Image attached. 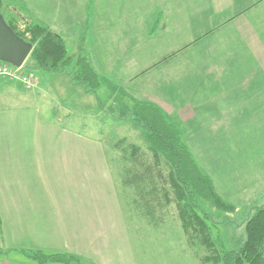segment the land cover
I'll use <instances>...</instances> for the list:
<instances>
[{"label": "crops", "instance_id": "obj_1", "mask_svg": "<svg viewBox=\"0 0 264 264\" xmlns=\"http://www.w3.org/2000/svg\"><path fill=\"white\" fill-rule=\"evenodd\" d=\"M6 1L21 4L28 15L61 36L73 58L83 53L99 76V91L108 86L104 74H113L117 67L123 74L125 59L127 63L134 62L127 54L140 52L138 43H142L144 53L148 49H165L161 57L146 58L158 60L150 61L147 68L145 65L136 78L164 72L166 82L176 85L177 91H189L188 96L178 92L184 106L178 112L181 120L211 124L208 130L223 139V147L214 154L221 156L209 157L211 172L216 176L209 177L217 193L233 205H264V0ZM90 36L94 39L89 40ZM161 44L164 47H158ZM136 58L143 56L138 54ZM112 60H117L116 65ZM234 60H247L250 66H232ZM31 73L26 72L36 80L31 89L0 79V250L6 251L3 264H24L17 259L8 263L13 252L39 264L25 255L29 251L96 261L89 259L85 238L89 234L87 220L92 202L83 194L90 169L87 155L96 152L69 145L72 133L63 125L72 122L78 109L96 105L94 112L105 110L97 105L99 94L86 93L84 86L73 80L72 68ZM132 74L122 80L130 83ZM63 91L64 105L56 97V92ZM158 102L166 106L162 100ZM61 122L63 127H58ZM57 131L60 139L64 133L68 135L65 145H57ZM103 155L100 150L102 168L96 165L90 170H106L108 183L118 186L119 150L107 160L110 167ZM82 170L86 171L83 177L79 173ZM95 180L93 184L99 185ZM225 187L234 194L226 193ZM118 192L109 191L110 200L113 209L121 213L123 225L126 222L127 234L135 235L134 244L137 215L147 222L148 231L160 228L151 226L137 210L134 195L131 201L127 199L126 210H121ZM104 209L100 206L96 212L99 218L104 217Z\"/></svg>", "mask_w": 264, "mask_h": 264}, {"label": "rangeland", "instance_id": "obj_2", "mask_svg": "<svg viewBox=\"0 0 264 264\" xmlns=\"http://www.w3.org/2000/svg\"><path fill=\"white\" fill-rule=\"evenodd\" d=\"M138 18L139 16L137 15L136 19ZM92 33L91 30L90 34ZM91 39H94V37L90 36L89 40ZM138 45L140 46L136 47L141 48L140 52L136 54L129 52L127 54L130 58L133 57L134 62L130 64L125 59V73L123 72L122 74L117 67L113 74H104L108 81V86H102L104 90L98 91L97 105H100L105 112H94L96 105L88 106L87 109L81 108L71 118L73 119L72 122H67L64 125L61 122L58 127L67 126L71 131L72 136L69 145L85 146L89 152H96V154L87 155L88 158L86 156V164H89L88 169L101 164L99 158L100 150H103L104 160L110 167L107 160L114 157L113 153L116 152L114 145L120 140L126 139L130 144H134L143 150L147 149V131L131 118L130 110L134 104H152L161 109L167 121L180 130L183 143L189 147L200 169L208 176L216 177L211 172L209 157L219 158L221 156V154H219L220 156L214 154H216V149L223 147V139L208 130L211 124L183 122L181 120L178 112L184 106L182 96H179V93L188 96L190 92L181 93L179 90L177 91L176 85L171 84L172 82H166L167 78L164 72H150L147 75L136 78L139 72L141 73L147 68L150 61L158 60V58L155 60L146 58H152L153 55L161 57L165 51V49L162 52H158V49H148L144 53L141 46L142 43H138ZM158 47H164V44ZM86 48L88 52V46ZM138 54L142 55L143 58H136ZM234 61L235 63L232 66H250L247 60ZM116 62L117 60H112L113 65H116ZM24 71L30 73L26 66H24ZM131 74L134 77L131 78L130 83L122 80ZM63 94L64 91L62 93L56 92L57 100L64 105L65 103L62 102ZM159 99L166 104L165 107L159 104ZM63 101L65 102V100ZM58 134L60 133L57 131V145H65V136L67 137L68 135L64 133L63 138L60 139ZM120 155L121 153L119 152V157ZM82 157L84 159L85 156ZM100 167L102 168L101 165ZM116 168L117 164L113 165V173ZM90 169L88 171L86 193L85 191L83 192V194L89 196V201L92 202L89 204L90 210H88L87 220L89 234L85 238L88 241L87 248L91 255L89 259L95 258L96 261L87 260L83 261L82 264H202L197 260L196 254L203 251L190 246L180 223L169 217L159 229L153 228L148 231L147 222L137 215L136 227L138 228L136 244H134L135 235L132 232L127 234V229L124 227V225L127 226L126 222L123 225V220H120L121 213L113 209V204L110 200V193H113V191L116 193L118 189V194L121 196H119L121 200L119 202L120 209L125 208L126 210L127 199L128 201L132 200L133 191L125 188L122 184L117 186L112 182L108 183L109 174H107L106 170L98 168L91 171ZM79 173L83 174V177L86 171L82 170ZM95 179H97L99 185L93 184L96 181ZM216 183H219V181H216ZM68 187L65 188V191H67ZM231 191L234 194V191L229 187L226 189V193ZM222 195L224 194L221 193ZM102 199L104 201L99 202ZM259 205V203H249V205L236 204L237 213L232 215L230 220L224 221L217 228H214L215 237L222 241L226 251L235 252L240 249L244 238L243 222L252 216L254 207ZM100 206L105 207L104 217L102 218H99L96 213L99 211ZM120 223L121 225H119ZM2 251L6 253V251ZM14 259L24 264H34L32 261L24 259L19 252H13L8 263ZM5 260L6 258H1L0 264L6 262Z\"/></svg>", "mask_w": 264, "mask_h": 264}, {"label": "trees", "instance_id": "obj_3", "mask_svg": "<svg viewBox=\"0 0 264 264\" xmlns=\"http://www.w3.org/2000/svg\"><path fill=\"white\" fill-rule=\"evenodd\" d=\"M0 13L16 35L33 46L25 63L30 73L25 72L56 73L72 68L73 80L83 85L86 93L98 94L99 76L83 53L73 58L65 40L28 15L17 2L0 0ZM130 116L146 129L147 149L126 139L114 146L121 153V184L133 191L136 208L148 223L161 227L167 217L179 222L188 244L203 251L196 254L202 264H264V205L254 207L252 216L243 222L240 249L226 251L215 237L214 228L230 220L238 208L219 196L213 180L183 143L180 130L167 121L161 109L152 104H134ZM24 253L39 264L83 263L70 254ZM4 255L0 250V259Z\"/></svg>", "mask_w": 264, "mask_h": 264}, {"label": "water", "instance_id": "obj_4", "mask_svg": "<svg viewBox=\"0 0 264 264\" xmlns=\"http://www.w3.org/2000/svg\"><path fill=\"white\" fill-rule=\"evenodd\" d=\"M32 50L33 46L19 38L0 13V63L24 67Z\"/></svg>", "mask_w": 264, "mask_h": 264}, {"label": "built area", "instance_id": "obj_5", "mask_svg": "<svg viewBox=\"0 0 264 264\" xmlns=\"http://www.w3.org/2000/svg\"><path fill=\"white\" fill-rule=\"evenodd\" d=\"M0 79L19 82L26 89L36 86V80L27 76L23 67L17 68L6 63H0Z\"/></svg>", "mask_w": 264, "mask_h": 264}]
</instances>
